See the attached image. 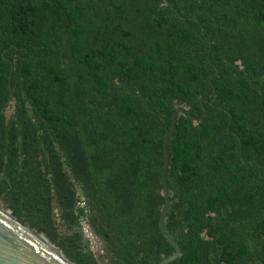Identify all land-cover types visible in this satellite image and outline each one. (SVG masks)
Segmentation results:
<instances>
[{
    "label": "trees",
    "instance_id": "obj_1",
    "mask_svg": "<svg viewBox=\"0 0 264 264\" xmlns=\"http://www.w3.org/2000/svg\"><path fill=\"white\" fill-rule=\"evenodd\" d=\"M201 98L167 143V264H264V0H0V210L72 264H157L162 141Z\"/></svg>",
    "mask_w": 264,
    "mask_h": 264
},
{
    "label": "water",
    "instance_id": "obj_2",
    "mask_svg": "<svg viewBox=\"0 0 264 264\" xmlns=\"http://www.w3.org/2000/svg\"><path fill=\"white\" fill-rule=\"evenodd\" d=\"M5 51V50H4ZM216 73V72H215ZM201 98L199 104L202 109L201 117H193L187 113L184 106L175 107L169 129L165 132L162 141V166L160 171V186L162 204L158 215V230L164 240L171 246L173 252L162 258L157 264H167L180 256V250L164 227L165 214L168 208L169 195L166 186V170L168 165L167 143L173 133L178 115L198 122L205 116V108ZM84 241V239L82 238ZM0 264H72L61 254V251L49 244L47 240L32 228L15 220L8 210H0Z\"/></svg>",
    "mask_w": 264,
    "mask_h": 264
},
{
    "label": "built area",
    "instance_id": "obj_3",
    "mask_svg": "<svg viewBox=\"0 0 264 264\" xmlns=\"http://www.w3.org/2000/svg\"><path fill=\"white\" fill-rule=\"evenodd\" d=\"M75 207L82 210V213L78 218L79 232L86 243L87 250L93 253L94 257H100L103 255V248L100 244L98 238L91 231L87 219H86V209L83 197L78 195V201L75 203ZM55 212V211H54Z\"/></svg>",
    "mask_w": 264,
    "mask_h": 264
}]
</instances>
